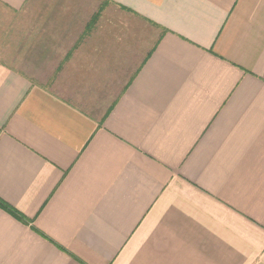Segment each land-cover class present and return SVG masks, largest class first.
Returning <instances> with one entry per match:
<instances>
[{
  "label": "crops",
  "instance_id": "obj_1",
  "mask_svg": "<svg viewBox=\"0 0 264 264\" xmlns=\"http://www.w3.org/2000/svg\"><path fill=\"white\" fill-rule=\"evenodd\" d=\"M0 264H264V0H0Z\"/></svg>",
  "mask_w": 264,
  "mask_h": 264
}]
</instances>
